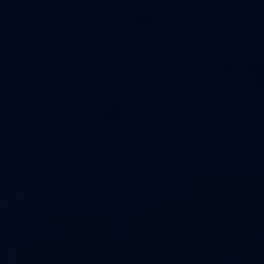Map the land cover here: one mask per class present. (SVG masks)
I'll return each mask as SVG.
<instances>
[{
	"label": "water",
	"instance_id": "water-1",
	"mask_svg": "<svg viewBox=\"0 0 264 264\" xmlns=\"http://www.w3.org/2000/svg\"><path fill=\"white\" fill-rule=\"evenodd\" d=\"M0 264H264V0H0Z\"/></svg>",
	"mask_w": 264,
	"mask_h": 264
}]
</instances>
